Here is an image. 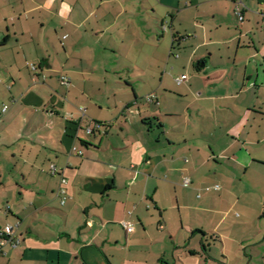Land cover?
Masks as SVG:
<instances>
[{
    "label": "crops",
    "instance_id": "crops-1",
    "mask_svg": "<svg viewBox=\"0 0 264 264\" xmlns=\"http://www.w3.org/2000/svg\"><path fill=\"white\" fill-rule=\"evenodd\" d=\"M240 1L0 0V264H264V19Z\"/></svg>",
    "mask_w": 264,
    "mask_h": 264
},
{
    "label": "built area",
    "instance_id": "built-area-1",
    "mask_svg": "<svg viewBox=\"0 0 264 264\" xmlns=\"http://www.w3.org/2000/svg\"><path fill=\"white\" fill-rule=\"evenodd\" d=\"M233 3H234L233 10H234L235 15L237 16L238 21H242L243 20V9H244V7L242 6L240 0H233ZM260 14L264 19V0H262V9L260 11ZM183 80H184V76H179L176 78L177 83H180ZM60 81H61V84H67L68 83V79L63 75L60 76ZM153 98H154V95L147 96L148 100H152ZM4 110H5V107L3 108V111ZM96 127H98L97 124L94 126H86L84 128V132L86 134H92L95 131ZM50 171L52 174L56 173V168L54 167L53 164L50 166ZM183 181L186 184L189 182V178H184ZM60 183L65 184L66 183L65 179L60 177ZM215 187L217 188V185H215ZM207 190H209V188H207ZM60 193L62 195L65 194V191L63 188H61ZM63 202H64V196L61 200V203H63ZM121 224L125 229L130 228V224L127 221H122ZM18 243H19V238L12 233L11 226L7 225L3 229H0V252L3 250V248L5 246L15 247L18 245Z\"/></svg>",
    "mask_w": 264,
    "mask_h": 264
}]
</instances>
